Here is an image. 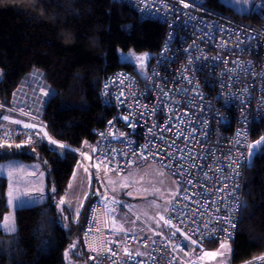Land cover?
Returning a JSON list of instances; mask_svg holds the SVG:
<instances>
[{
  "label": "built area",
  "instance_id": "1",
  "mask_svg": "<svg viewBox=\"0 0 264 264\" xmlns=\"http://www.w3.org/2000/svg\"><path fill=\"white\" fill-rule=\"evenodd\" d=\"M113 1L165 32L145 79L123 68L103 79L98 98L110 114L93 143L75 148L78 161L117 174L134 159L156 164L178 191L156 229L96 188L79 224L84 264H212L203 249L235 242L247 173L264 147H248L264 137V20L242 23L206 0ZM34 107L28 99L8 110L31 121L42 113ZM19 135L40 139L28 126L6 129L0 148Z\"/></svg>",
  "mask_w": 264,
  "mask_h": 264
},
{
  "label": "trees",
  "instance_id": "2",
  "mask_svg": "<svg viewBox=\"0 0 264 264\" xmlns=\"http://www.w3.org/2000/svg\"><path fill=\"white\" fill-rule=\"evenodd\" d=\"M203 5L245 24L258 26L264 20V4L242 15L220 0ZM164 32L160 24L113 0H0V132L7 129L4 117L16 91L38 70L53 91L41 119L49 138L71 149L90 145L110 114L98 98L103 79L121 68L135 71L119 61L118 49L154 56ZM50 147L46 141L31 143L19 135L0 148V159H38L47 172L49 194L55 184L57 195L67 187L78 154L67 150L61 155ZM89 198L78 214L80 221ZM77 225L75 214L61 217L54 203L48 211L37 206L19 209L15 238L6 239L0 232V264H66L68 252L84 261ZM72 243L75 248L67 251ZM217 245L207 243L203 255ZM231 247L233 263L264 257V147L247 173L239 231Z\"/></svg>",
  "mask_w": 264,
  "mask_h": 264
},
{
  "label": "rangeland",
  "instance_id": "3",
  "mask_svg": "<svg viewBox=\"0 0 264 264\" xmlns=\"http://www.w3.org/2000/svg\"><path fill=\"white\" fill-rule=\"evenodd\" d=\"M220 1L240 15L247 14L263 5L258 0ZM118 56L122 64L130 65L135 70L133 72L138 74L140 78L145 79L152 54L147 51H138L130 48L128 50L118 49ZM12 114L15 115L14 113ZM42 114L43 111L41 114L36 115L37 120H28V124L25 126L32 130L40 131V140L46 141L51 146L50 148L57 153L63 155L68 150L69 153L76 155L75 148L73 150L59 142L45 138L40 128L33 126V124H36L46 130L45 124L41 121ZM29 142L34 143L35 141L29 140ZM132 165L130 169L121 174L108 172L104 167L97 168L95 172H90L77 159L67 187L62 193L56 195L55 188L57 186L55 184L49 194L46 180L47 172L42 162L38 159H25L19 156L1 158L0 225L13 223L15 230L9 232L6 228L0 227V232L3 233L6 239L15 238L17 228L16 212L19 209L37 206L43 208V211H48V206L51 203L55 204L56 212L61 217L66 219L71 214H75V219H78V214L81 215L89 196L92 197L93 190L100 186L107 188L106 190L116 198L122 199L129 207V214L132 217L141 218L153 228L161 229L164 225V219L162 220L161 217H165L169 206L176 196L173 194L178 191L177 182L162 167L156 164H139L138 159H134ZM6 217H10L11 221L6 222ZM77 227L80 229L79 224ZM4 241L9 242V240ZM216 244H218L215 247L216 249L206 250L203 255L204 260L212 264L230 262L232 257L231 245L227 243ZM222 244L226 245L224 249L221 248ZM74 248L75 243H72L67 251ZM207 253L220 254L212 258L206 255ZM65 260L66 264H84V261L76 259L69 252Z\"/></svg>",
  "mask_w": 264,
  "mask_h": 264
},
{
  "label": "crops",
  "instance_id": "4",
  "mask_svg": "<svg viewBox=\"0 0 264 264\" xmlns=\"http://www.w3.org/2000/svg\"><path fill=\"white\" fill-rule=\"evenodd\" d=\"M42 78L43 76L40 71H32L16 91L14 95L15 102H22L29 99L34 104L36 112H42L45 102L53 94L52 89L45 84ZM11 114L12 112H9V114L4 117L5 128L13 130L17 127H23L28 124V120L26 118L17 114ZM33 126L40 128L42 135L45 138L50 139L46 130L36 124H33Z\"/></svg>",
  "mask_w": 264,
  "mask_h": 264
},
{
  "label": "snow or ice",
  "instance_id": "5",
  "mask_svg": "<svg viewBox=\"0 0 264 264\" xmlns=\"http://www.w3.org/2000/svg\"><path fill=\"white\" fill-rule=\"evenodd\" d=\"M262 144H264V137H261V139H260L259 141H256L255 144H253V145H249L248 147H249L250 149H252V148H254V147H256V146H259V145H262ZM20 146H21V145H17V147H20ZM188 183L191 184L192 181L189 180ZM173 195H176V193H174ZM184 199H186V200H190L191 197H189V196H185ZM175 211L180 212V209H179V208H176ZM161 219L163 220L164 218L161 217ZM5 220H6V222H7V221H11V218H10V217H6ZM168 223H170V221H169ZM0 227H4V228H6V230L9 231V232L15 230V228H14V224H13V223H6V224H4V225H0ZM231 227H235V225H231ZM177 231H178V230H177ZM173 234L175 235V233H173ZM192 243L195 244L196 241H192ZM225 247H226L225 244H222V245H221V248H222V249H224ZM218 254H220V253H207L206 255H209L210 257L215 258V256L218 255ZM260 259L264 260V257H261Z\"/></svg>",
  "mask_w": 264,
  "mask_h": 264
},
{
  "label": "bare ground",
  "instance_id": "6",
  "mask_svg": "<svg viewBox=\"0 0 264 264\" xmlns=\"http://www.w3.org/2000/svg\"><path fill=\"white\" fill-rule=\"evenodd\" d=\"M42 79H43V78H42ZM12 102H15V98H13V101H12ZM39 132H40V131H39ZM93 194H94V190H93V192H92L91 195L93 196ZM90 197H91V196H90ZM91 198H92V197H91ZM76 222H78V223H76ZM80 222H81V221L79 220V218H78V219H75V223H76V224H80ZM231 261H232V260H231Z\"/></svg>",
  "mask_w": 264,
  "mask_h": 264
},
{
  "label": "clouds",
  "instance_id": "7",
  "mask_svg": "<svg viewBox=\"0 0 264 264\" xmlns=\"http://www.w3.org/2000/svg\"><path fill=\"white\" fill-rule=\"evenodd\" d=\"M264 4V3H263ZM91 200V199H90ZM90 203V202H89Z\"/></svg>",
  "mask_w": 264,
  "mask_h": 264
}]
</instances>
